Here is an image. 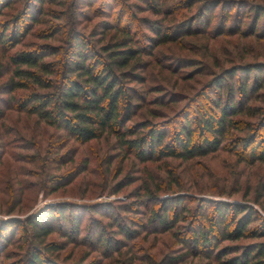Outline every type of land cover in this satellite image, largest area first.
Instances as JSON below:
<instances>
[{
  "label": "rangeland",
  "instance_id": "rangeland-1",
  "mask_svg": "<svg viewBox=\"0 0 264 264\" xmlns=\"http://www.w3.org/2000/svg\"><path fill=\"white\" fill-rule=\"evenodd\" d=\"M102 1L109 4L106 8L110 10L109 15L103 17V13H98L90 20L80 19L76 13L80 0H54L43 6L33 0L34 7L30 8L31 0H11L9 7L0 3V27L16 17L24 34H20V41L13 48L0 45V64L17 50L44 42L56 46L62 43V28L54 39L41 37L44 29H54L57 24L68 25L58 19L61 13L69 14L70 22L79 19L76 26L85 35H92L96 30L97 44L105 34L102 20L116 18V23L118 17H123V22L128 19L140 30L136 38L144 35L139 39L144 40V54L155 45L156 35L147 29L149 23L163 22L173 34L178 24L189 22L196 28L194 33L157 45L152 55H143L142 60L147 63L142 73L146 81L143 87L146 102L134 110L126 126L142 130V124L150 121L163 128H175L176 124L183 123L185 112L195 104L190 99L196 93L200 97L202 90L207 95L216 92L212 82L217 76L249 64L262 66L263 70L256 75L252 73L249 81L254 80L255 75L263 85L248 104L264 108V17L256 16L254 11L255 6L264 9V0H152L153 3L150 0L140 3L137 0H84L93 9ZM212 3L214 7L206 17L204 12H208V5ZM41 11H49V14L40 17ZM32 16L39 21L35 22ZM112 34L114 31H107L104 42ZM242 74L237 72L224 85L238 84ZM7 77L0 78V85ZM22 92L16 94L19 96ZM163 92L162 96H167L166 103L158 105L155 98L162 99ZM2 98L1 102L6 104L0 102L3 112L0 117V221L13 220L18 224L8 227L10 241L0 247V264L16 261L27 264L33 249H42L27 220L47 212L54 213L55 219L48 221H52L55 230L44 240L61 245L58 251L44 254L53 264L92 259L97 264H222V260L240 255L242 247L264 242V237H246L196 246L190 240L191 232L205 223L199 218L209 201L247 204L264 217V162H243L232 150L223 147L188 160L164 157L142 162L120 148L113 134L105 133L79 142L13 106L9 95L4 94ZM190 115L194 118L193 113ZM237 118L246 124L256 122L259 116L239 115ZM233 134L245 136L248 132L233 131ZM64 175L71 181L62 185ZM144 183H149L154 190L162 187L158 192L160 199L175 195L188 197L186 205L177 207L179 220L174 221L171 229L158 226L155 224L158 221H148V212L158 206L147 199H142L141 203L136 199L137 188ZM68 207L82 210L78 214L81 229L76 236L66 238L59 211ZM89 208L101 213L86 212ZM98 222L106 238L112 240L115 252L85 240V235L95 232ZM255 224L257 226L258 222L253 219L250 226ZM126 229L129 232L126 236L120 233Z\"/></svg>",
  "mask_w": 264,
  "mask_h": 264
},
{
  "label": "trees",
  "instance_id": "trees-1",
  "mask_svg": "<svg viewBox=\"0 0 264 264\" xmlns=\"http://www.w3.org/2000/svg\"><path fill=\"white\" fill-rule=\"evenodd\" d=\"M32 1L29 8L33 6ZM34 1L43 6L46 2L54 0ZM137 1L143 2V0ZM10 2L11 0H0V3H5L7 7L11 6ZM150 2L153 3L152 0ZM214 4L208 5V12H204L206 17ZM106 8H109V4L104 1L93 9L91 4L80 0L79 10L76 13L81 16L80 19L90 20L98 13H103L105 15L103 17H107L110 10ZM254 11L256 16L264 17L263 8L255 6ZM160 12L162 9L158 13ZM1 13L0 10V15ZM48 14L49 11H41L40 17ZM58 16L59 20L62 19V22L65 21L68 25L57 24L54 29H44L41 31V37L54 39L62 28V43H60L62 46L44 42L9 54L6 61L0 64V78L8 76L0 85V102L4 94L9 95L13 106L37 116L79 142L99 138L105 133L113 134L120 148L132 153L142 162L164 157L188 160L214 153L221 147L232 150L243 162H264V108L248 104L263 85L262 80L258 76L255 77L256 72L263 70L261 65L249 64L231 71L227 70L223 76H217L212 82L217 91L211 92L210 95L203 90L199 91L200 97H197L198 93H196L190 99L191 103L195 104L185 112L182 117L183 123L176 124L175 128L172 127V132V128L168 126L163 128L150 121L142 124V130L132 129L126 126V123L134 114V110L146 102L143 100L144 96L147 97L146 88H143L146 81L142 75L145 73L147 63L142 60L143 55H152L155 46L192 34L196 28H193L189 22H183L178 24L177 29L171 34L168 28L163 26V22L153 21L149 23L147 29L155 33V45L144 54L146 49L143 47L144 40H139L144 35L136 38L140 30L128 19L123 22V17H118L116 23L114 22L116 18L102 20L105 34L110 30L114 31V34L105 42L106 35L103 34L97 44L94 36L96 30H93L92 35H85L81 28L76 26L79 19L70 22L69 14L61 13ZM33 19L35 22L39 21L37 18ZM20 34L19 19L15 17L11 22L0 27V45L15 47L20 41ZM237 72L243 73L239 83L229 82V85H224L225 81L233 79ZM252 73L255 74L254 80L249 81ZM224 89L227 91L226 95ZM17 91L23 92L18 96ZM163 94L164 92L160 95L162 99L155 98L154 102L158 105L166 103L167 96H162ZM203 100L206 101L204 105L200 104ZM192 113L194 118H191ZM2 114L0 110V117ZM239 115L248 117L258 115L259 118L254 123L245 124L237 118ZM233 131L237 133L247 131L248 135L234 136ZM66 175L62 176L65 179L62 185L71 181ZM162 189L161 187L154 190L149 183L141 184L137 188L136 199H139L140 203L142 199L153 201L158 208L148 212V221L150 223L158 221L155 224L169 230L174 227V221L179 220L177 207L186 205L188 197L175 195L160 199L158 192ZM183 209L185 211L188 208ZM204 209L199 220L205 223L191 232L190 240L194 241L196 246H205L221 240L264 237V217L250 205L209 201L205 203ZM80 211L82 210L78 207L62 208L59 211L64 237L69 238L79 233ZM87 211L101 213L100 210L97 212L91 208ZM48 219H55L53 212L27 220L33 237L40 248L42 247L41 250L33 249L27 264H53L44 257V254L61 249L59 243H46L44 240L55 230L52 221ZM253 219H256L258 224L251 227ZM15 223L17 222L13 220L0 221V247L2 243L10 241L7 230L8 227L16 225ZM98 225L99 222L94 233L85 235V240L104 245L105 249L115 252L116 248L112 240L106 238L103 228ZM127 232L126 229V232L120 233L126 236ZM221 262L222 264H264V242L248 244L241 248L240 255ZM19 263L21 262L16 261L8 264ZM73 264L97 263L92 259L90 262L81 260Z\"/></svg>",
  "mask_w": 264,
  "mask_h": 264
}]
</instances>
